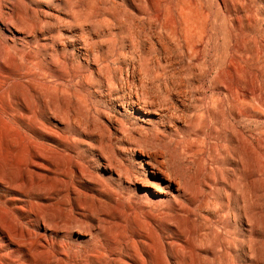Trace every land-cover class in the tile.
I'll return each mask as SVG.
<instances>
[{"label": "rangeland", "instance_id": "1", "mask_svg": "<svg viewBox=\"0 0 264 264\" xmlns=\"http://www.w3.org/2000/svg\"><path fill=\"white\" fill-rule=\"evenodd\" d=\"M0 264H264V0H0Z\"/></svg>", "mask_w": 264, "mask_h": 264}, {"label": "bare ground", "instance_id": "2", "mask_svg": "<svg viewBox=\"0 0 264 264\" xmlns=\"http://www.w3.org/2000/svg\"><path fill=\"white\" fill-rule=\"evenodd\" d=\"M149 156V155H148ZM153 161H151V160H149V161H147V163H149L152 167H156V169H157V171H156V173H155V171H154V173L157 175V177L158 178H161L162 176H164V177H167L168 176V174H166V172L165 171H163V169H162V167L161 166H163V165H161V163L160 162H158L157 161V159H156V156L154 155V156H149ZM163 163V162H162ZM154 169V168H153ZM170 179V178H169Z\"/></svg>", "mask_w": 264, "mask_h": 264}]
</instances>
